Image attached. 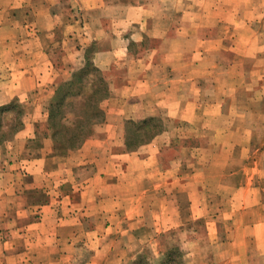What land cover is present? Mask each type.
<instances>
[{
  "label": "crops",
  "instance_id": "crops-1",
  "mask_svg": "<svg viewBox=\"0 0 264 264\" xmlns=\"http://www.w3.org/2000/svg\"><path fill=\"white\" fill-rule=\"evenodd\" d=\"M93 45L120 80L68 151L44 108ZM13 101L0 264H75L86 238L81 264H131L170 230L191 264H264V0H0V107ZM149 118L162 134L126 151L125 122Z\"/></svg>",
  "mask_w": 264,
  "mask_h": 264
},
{
  "label": "trees",
  "instance_id": "trees-1",
  "mask_svg": "<svg viewBox=\"0 0 264 264\" xmlns=\"http://www.w3.org/2000/svg\"><path fill=\"white\" fill-rule=\"evenodd\" d=\"M92 48L87 50L82 65L73 71L69 80L57 86L46 109L51 139L68 151L78 150L91 136L93 128L105 121L101 104L109 96V87L103 72L93 64ZM24 115L25 110L17 101L0 107V145L11 141L23 128ZM4 121L7 122L5 126L2 125ZM162 132L163 124L159 118L126 121L124 148L135 151ZM184 257L179 247L171 246L154 263L138 255L131 264H187Z\"/></svg>",
  "mask_w": 264,
  "mask_h": 264
},
{
  "label": "rangeland",
  "instance_id": "rangeland-1",
  "mask_svg": "<svg viewBox=\"0 0 264 264\" xmlns=\"http://www.w3.org/2000/svg\"><path fill=\"white\" fill-rule=\"evenodd\" d=\"M256 25H257V22H256ZM92 47L93 48H92L90 54H92V57H93L97 53V49H99V47L98 46H95V45H93ZM144 47H145V44H143V43L140 46L139 45H136V46L133 45L131 51L134 53V56L136 54L142 55L143 54V51H144L143 50ZM151 47H155V45H152ZM223 54H226L227 56H231L232 55V53H230V52L223 53ZM130 61H132V60L128 59V60L125 61V63H128ZM250 64L253 65V63H250ZM254 65L257 66V62H254ZM120 66H122V65L121 64H118V67H120ZM78 67H80V66H78ZM119 73H120L119 71H117V72L114 71V65L109 70L104 71L103 74H104V76H105V78H106V80L108 82V87H109V96H108V98L105 101H107L109 99V97H110V88H112L115 84L119 83V80H120ZM117 75H119V80L118 81H116V76ZM105 101H103V103ZM103 103L101 104V107H103ZM47 105H48V103L46 104V106L44 108L45 109V113H46L45 114L46 117H47V110H46L47 109ZM162 116L163 115H159L158 117L161 118ZM6 124H7V122L4 121L2 125L5 126ZM2 130L3 129H1V132H2ZM176 140H178V141H177V144L175 143V145H179V144L180 145H183V144H195V143H197V140L196 141H194V140L193 141L192 140H185V141L180 140L179 141V139H176ZM140 147H138L137 149H139ZM169 232L171 234L168 235V236H165V237L149 238V241H147V242L145 241L143 243V245H141V247H142L141 249L142 250L138 254L141 255V256H143L144 258H146L148 261L154 263L155 261H157V258L161 257V254L164 252L165 249L170 248L171 246H177V247H179L178 246L179 245L178 244L179 238L177 237V231L176 230L175 231L170 230ZM86 239L84 240L83 247L80 246V248H81L80 250L81 251L79 252V259L77 260V262L75 264H81V263H83L85 261V259L88 257L91 248L94 247V244H93V240L94 239L93 238H89L87 240ZM143 240H145V238H143ZM184 256H185V254H184ZM136 257H137V255H136ZM185 260H186L187 264H191L189 259H185Z\"/></svg>",
  "mask_w": 264,
  "mask_h": 264
}]
</instances>
